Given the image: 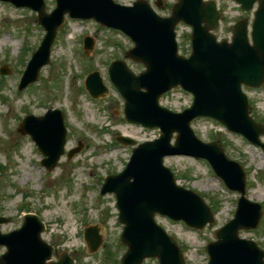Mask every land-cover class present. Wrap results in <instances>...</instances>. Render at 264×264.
<instances>
[{
    "label": "water",
    "instance_id": "1",
    "mask_svg": "<svg viewBox=\"0 0 264 264\" xmlns=\"http://www.w3.org/2000/svg\"><path fill=\"white\" fill-rule=\"evenodd\" d=\"M0 1L36 11L37 23L46 31L20 89L35 82L41 67L49 63L50 47L66 14L70 18L94 19L124 32L134 43L127 57L146 69L136 76L124 63L115 61L108 70L113 86L125 101V121L160 131L157 139L134 148L124 170L106 177L101 187V194L113 193L116 198L118 221L123 225L120 243L127 248L121 264H141L146 258H156L159 264H185L176 242L155 223L156 214L196 229L213 223V215L202 198L177 186L173 174L163 166V158L170 155L207 160L227 187L240 194L233 219L215 233L216 241L206 246L207 264H264V251L253 241L238 236L240 230L255 229L262 215L260 205L245 197V173L225 156L217 141L203 143L190 128V122L196 118H213L264 150V143L259 140L264 127L249 116L248 101L241 92V85L258 88L264 82V0H234L245 12L257 3L251 44L246 19L231 28V43L216 41L210 31L218 27L221 15L211 1L176 0L166 18L159 17L143 0L131 7L112 0H57L50 14L45 12L43 0ZM161 3L162 0H156L157 7ZM180 22L192 29V52L188 58L177 54L174 30ZM92 47V40L86 38L85 53ZM176 87L193 95L191 106L181 113L158 105L159 98ZM86 89L93 98L104 96L107 91L97 73L87 77ZM18 131L31 137L45 157L41 165L52 170L64 152L66 132L62 114L55 110L42 117L28 115ZM174 133L176 138L171 145ZM116 140L125 146L135 144L124 137ZM80 148L81 145L70 151L68 158ZM5 222V218H0V224ZM43 230L37 217L28 214L20 229L0 233V246L6 247L0 264H73L66 253L57 262L49 261L52 248L41 240ZM85 241L90 252L98 249L101 238L96 228L85 230Z\"/></svg>",
    "mask_w": 264,
    "mask_h": 264
},
{
    "label": "rangeland",
    "instance_id": "2",
    "mask_svg": "<svg viewBox=\"0 0 264 264\" xmlns=\"http://www.w3.org/2000/svg\"><path fill=\"white\" fill-rule=\"evenodd\" d=\"M43 1L46 12H51L55 0ZM113 1L130 5L136 0ZM145 1L162 17L169 15L175 3L163 0L162 7L156 8L155 0ZM212 1L223 14L220 27L213 33L218 41H230L231 26L240 18L251 20L252 15L242 13L231 0ZM36 20L34 12L0 2V68L6 66L10 71L0 76V216L9 218L0 231L18 229L23 216L32 213L45 225L41 238L52 246L54 260L66 252L74 264H119L126 249L119 244L122 225L117 221L115 198L112 194L101 196L99 189L104 177L121 172L130 157L131 148L117 145L115 137L122 135L142 143L157 138L158 130L124 121L123 101L109 82L106 67L114 59L125 61L136 74L143 67L125 58L133 44L120 32L93 21L66 18L51 46L49 64L41 68L35 84L19 92L20 72L44 35ZM85 36L94 40L88 56L82 49ZM176 40L179 54L187 56L190 28L178 25ZM93 71L99 73L108 88L106 96L97 100L84 94L86 76ZM243 89L252 117L264 125V85L260 89ZM191 100L189 94L174 89L164 94L159 104L172 112H181ZM48 109L63 112L66 142L65 153L56 167L45 172L39 165L42 155L30 138L19 134L16 128L24 116H41ZM191 128L202 141H219L226 155L246 172V196L262 206L263 215L256 230L242 231L240 236L253 240L264 250V152L212 120H194ZM78 142L83 144L82 150L67 159L66 152ZM164 165L179 186L202 197L213 212L214 223L196 231L160 216L155 220L178 243L186 264H206L205 246L215 239V231L233 217L237 195L228 191L203 161L173 156L165 158ZM91 226L98 229L102 240L94 253L88 252L83 240V230ZM4 252L0 247V255ZM142 264L157 261L147 259Z\"/></svg>",
    "mask_w": 264,
    "mask_h": 264
}]
</instances>
